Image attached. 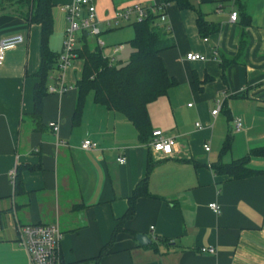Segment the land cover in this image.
I'll list each match as a JSON object with an SVG mask.
<instances>
[{
    "label": "crops",
    "instance_id": "crops-1",
    "mask_svg": "<svg viewBox=\"0 0 264 264\" xmlns=\"http://www.w3.org/2000/svg\"><path fill=\"white\" fill-rule=\"evenodd\" d=\"M73 1L52 0L49 48L58 56L68 28L63 8ZM93 1L101 23L127 7L157 3ZM191 5L193 10L181 11L172 3L167 11L175 48L163 61L175 84L148 106L152 130L174 140L170 157L153 153L139 141L134 125L97 104L93 93L73 121L83 60L75 59L67 70L63 95L48 93L37 122L41 26L0 7V41L24 38L0 67V264H31L17 244L18 225H59L63 264H264V174L233 180L213 169L264 148V0H191ZM199 13L218 27L216 33L201 37ZM113 30L104 28L102 34L110 51L123 45L106 42ZM191 53L206 61L188 62ZM57 64L47 89L56 86ZM218 103L221 112L213 117ZM236 119L243 123L240 132L234 131ZM51 123H59L58 134ZM85 140L98 149L83 151ZM121 157L123 165L117 161ZM248 163L264 172V157L250 156ZM15 169L22 170L20 195L10 176ZM145 180L150 197L137 200L135 217L115 234ZM212 203L219 214L209 208ZM139 235L151 243L140 245ZM201 247L217 253L202 255Z\"/></svg>",
    "mask_w": 264,
    "mask_h": 264
},
{
    "label": "trees",
    "instance_id": "trees-1",
    "mask_svg": "<svg viewBox=\"0 0 264 264\" xmlns=\"http://www.w3.org/2000/svg\"><path fill=\"white\" fill-rule=\"evenodd\" d=\"M157 3H174L181 11L193 10L191 0H157ZM0 7L1 9L11 8L15 16L25 19L31 25L41 26L42 65L35 75L38 83L34 90L33 113V117L38 122L43 101L49 95L47 89L49 76L55 70V65L60 58L49 48L50 37L53 34V3L52 0H0ZM132 25L135 31V37L131 43L133 53L124 65H110L98 46L90 47L89 33L83 32L80 35L75 53L77 59L83 60L84 64L82 78L76 86L78 96L73 121L80 119L85 98L89 93H93L97 104L129 120L136 128L139 141L149 147L153 140V130L148 106L165 96L175 84L163 61V54L174 49L175 44L169 38L171 33L163 31L157 23L156 16L152 14L142 22H135ZM197 26L203 38L218 31V27L206 22L200 13ZM198 86V80L194 79L193 89L198 90ZM230 144L228 139L224 151L229 149ZM250 156L264 157V148L252 151L245 159L230 164L220 163L213 169L217 174L229 176L233 180L263 175L264 172L249 167ZM21 174L22 170H19L14 184L17 195L23 191ZM146 182L145 180L139 185L129 200V209L120 220L115 234L123 230L124 224L135 217L137 200L150 197ZM168 243L165 242V244Z\"/></svg>",
    "mask_w": 264,
    "mask_h": 264
},
{
    "label": "built area",
    "instance_id": "built-area-1",
    "mask_svg": "<svg viewBox=\"0 0 264 264\" xmlns=\"http://www.w3.org/2000/svg\"><path fill=\"white\" fill-rule=\"evenodd\" d=\"M170 6L171 3H155L152 7L134 5L117 11L111 20H107L104 23L98 20L97 10L93 0H74L70 5L65 6L63 11L66 15L68 28L65 32L63 50L57 64V72L59 75L55 79L56 86H50L48 93L63 95L67 91L65 74L71 67L73 61L77 59L75 51L78 46V39L83 32H88L90 38L95 40L96 46L103 50L107 48L102 39L104 28L106 30H113L124 25L142 22L152 14L156 16L157 23L162 27L163 31L171 33L167 13ZM237 19L238 13H231V23H235ZM23 43L24 38L18 35L7 37L0 41V67L5 62L7 51ZM123 50V45L113 46L111 48L112 56L108 58L103 56L109 61L110 65H116V56ZM186 60L188 62H197L206 61V58L202 55L191 53L186 56ZM221 109L222 103H218L216 109L212 112L213 117L219 115ZM50 127L54 133L58 134L60 128L59 123H51ZM242 128V120L236 119L234 121V131L240 132ZM152 137L153 140L149 144V148L153 153L165 157L173 155L175 145L172 138L165 136L160 130L153 131ZM81 149L83 151H95L98 149V144L90 140H85L81 144ZM204 149L207 153L210 152V146L208 144L204 146ZM117 161L122 165L126 163L123 157ZM10 176L13 182H15L17 176L16 169L11 171ZM209 208L216 214H219L221 211L216 203L210 204ZM17 233V244L27 252L31 264H63L61 255L63 233L59 225H18ZM199 253L214 256L217 251L213 247H201Z\"/></svg>",
    "mask_w": 264,
    "mask_h": 264
},
{
    "label": "rangeland",
    "instance_id": "rangeland-1",
    "mask_svg": "<svg viewBox=\"0 0 264 264\" xmlns=\"http://www.w3.org/2000/svg\"><path fill=\"white\" fill-rule=\"evenodd\" d=\"M114 32L112 34L107 35L106 42L108 44H123L125 46V50L121 56L118 57V61L116 65H124L126 64V61L130 59V56L133 53V47H132V41L135 37V31L132 24L124 25L120 28H117V30H113ZM90 47L95 48V40L90 39L89 41ZM103 55L105 57H110L111 51L109 49H103L102 50Z\"/></svg>",
    "mask_w": 264,
    "mask_h": 264
},
{
    "label": "water",
    "instance_id": "water-1",
    "mask_svg": "<svg viewBox=\"0 0 264 264\" xmlns=\"http://www.w3.org/2000/svg\"><path fill=\"white\" fill-rule=\"evenodd\" d=\"M137 241L142 246H147L151 243V240L147 236H143V235L137 236Z\"/></svg>",
    "mask_w": 264,
    "mask_h": 264
}]
</instances>
